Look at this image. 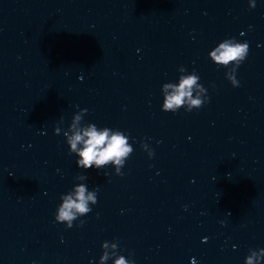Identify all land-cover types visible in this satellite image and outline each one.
<instances>
[{
	"label": "clouds",
	"instance_id": "clouds-1",
	"mask_svg": "<svg viewBox=\"0 0 264 264\" xmlns=\"http://www.w3.org/2000/svg\"><path fill=\"white\" fill-rule=\"evenodd\" d=\"M249 6L254 8L255 0H249ZM248 52L249 44L247 42L240 43L235 38H230L218 43L209 52V56L217 66H227L235 62L228 80L234 87H238L239 81L236 79L235 73L239 65L247 58ZM178 71L186 73L187 70L181 66ZM178 79V83H164L162 85L165 93L162 111L175 113L185 103L189 105L185 109L188 112L201 108L207 102L208 97L207 89L199 82V75L193 70L189 74L180 75ZM87 112V108L76 112L72 116L67 130L63 132L69 146V154H75L78 157L76 164L81 169L95 168L99 170L112 162L116 165L115 173L123 175L121 169L133 152V147L129 143V136L121 130L112 131L108 127L98 128L94 123H84L83 117ZM61 122H63L62 119ZM54 134L60 135L58 125L54 128ZM141 146L148 152L150 158L154 155L148 144L143 143ZM87 178L86 175L77 176L78 180H87ZM60 199L61 203L57 207L55 221L65 224L66 228L70 229L73 227L74 221L92 211L89 202L92 205L97 203V190L88 191L84 184L74 185V191L63 194ZM84 223L83 220H80L78 227H82ZM108 246V241L102 243V248L107 249ZM111 247L115 250L113 255L117 256L114 264H135L134 260L129 261L125 256L118 254V243H112ZM249 253L245 258V264H261L262 259H264V248L250 249ZM108 259L109 253L105 251L100 257V264H105Z\"/></svg>",
	"mask_w": 264,
	"mask_h": 264
}]
</instances>
